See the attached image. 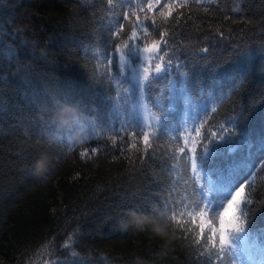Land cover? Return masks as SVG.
<instances>
[{
    "label": "trees",
    "instance_id": "16d2710c",
    "mask_svg": "<svg viewBox=\"0 0 264 264\" xmlns=\"http://www.w3.org/2000/svg\"><path fill=\"white\" fill-rule=\"evenodd\" d=\"M128 2L146 8L147 0H114L117 5ZM162 2L178 7L168 20L159 17V7L148 13L156 16V26H149L150 39L166 33L168 46L161 48L179 57L173 77L181 81L185 77L179 73H187L195 103L206 105L207 111L200 112L204 138L197 151L207 143L209 131L221 125L231 128L230 120L236 118L233 139L245 141V154L248 144L255 151L264 139V0ZM120 12L107 0H0L3 264H135L136 257L150 264H204V249L186 231L190 224L181 228L169 221L168 240L122 227L126 209L140 203L146 212L167 211L169 217L176 211L178 220H187L179 212L181 200L192 198V186L191 169L177 166L174 142L162 130L145 153L142 139L132 148L130 140L121 144L109 128L113 101L107 97L115 95V85L110 90L101 77L105 48L110 54L111 44L120 42L109 40L114 13ZM119 19L130 34L131 22ZM203 48L207 53L200 51ZM166 86L167 77L162 76L153 95ZM56 99L78 102L84 115L100 125L99 137L71 145L51 141L42 129L51 125ZM182 114L181 104L169 113V121ZM49 131L54 133L56 127ZM110 137L117 140L115 147ZM179 143L183 146L182 138ZM215 147L220 154L213 157V165L226 166L240 151L229 152L223 142ZM40 153H47L51 163L45 175L36 176L31 165ZM255 183L257 191H264V172H258ZM250 226L264 228V209L255 213Z\"/></svg>",
    "mask_w": 264,
    "mask_h": 264
},
{
    "label": "snow or ice",
    "instance_id": "6c2138e0",
    "mask_svg": "<svg viewBox=\"0 0 264 264\" xmlns=\"http://www.w3.org/2000/svg\"><path fill=\"white\" fill-rule=\"evenodd\" d=\"M107 2L111 9H121L120 13H114L117 17L112 21L114 31L111 27L109 29V40L115 37L120 42L111 44L110 54H107L106 47L103 57L104 72L101 78L107 79L110 90L115 85V95L107 97L113 101L109 128L117 133L121 144L126 142V138L130 140L132 148H136L142 139L145 153L152 148L151 141L161 130L174 142L173 159L177 161V166L185 171L191 169L192 198L181 200L183 210L179 212V217H187V220H178L176 211H172L168 218L181 228L185 224L192 225L186 231L193 233V242L204 249L201 254L204 264H264V228L253 230L250 226L255 213L264 209V191H257L255 183L258 172H264V139L255 151L248 144L249 151L245 154L242 150L245 141L233 139L237 136L239 124L236 118L230 120L231 128L221 125L218 131H209L207 143L198 152L197 145L204 138V120L200 112L207 111L206 105L195 103L186 82L187 73H179L185 77L181 81L173 77L174 65L180 66L179 57L174 51L161 48L162 44L168 46L166 33L160 32L159 39H150L149 26H156V16L148 13H154L159 7V17L168 20L178 5L163 3L162 0H147L144 8L131 2L119 5L114 0ZM140 13H144L143 18ZM120 16L123 21L131 22L130 34L123 31L125 25L120 22ZM220 35L223 36V33ZM124 36L127 39H121ZM260 50L264 52V41L260 43ZM200 51L207 53L208 49ZM162 76L167 77L166 89L161 90L159 95H153V87ZM165 99L167 104L164 103ZM181 104V118L170 122L169 113L177 112ZM239 115H243V111ZM84 123L89 128V138L97 139L100 125L96 119L85 116ZM51 127L52 124L42 129L51 141L72 144L70 130L56 128L53 133L49 131ZM181 138L183 146L179 143ZM110 139L115 147L117 140L113 137ZM217 142L229 145L228 151L231 153L240 150L226 166L211 163L213 157L220 154L215 147ZM92 151L96 152L97 149L93 148ZM133 207L146 211L143 203L130 206L126 211ZM161 213L167 215V211Z\"/></svg>",
    "mask_w": 264,
    "mask_h": 264
},
{
    "label": "clouds",
    "instance_id": "9594fccd",
    "mask_svg": "<svg viewBox=\"0 0 264 264\" xmlns=\"http://www.w3.org/2000/svg\"><path fill=\"white\" fill-rule=\"evenodd\" d=\"M84 121L85 115L78 102L69 99L55 100L50 123L62 131L70 130L71 143H84L89 138V128ZM50 163L48 154L40 153L32 162L33 174L36 176L45 175L49 171ZM122 227L139 231L148 230L162 240H168L171 236L169 218L156 209L147 212L134 207L128 209L125 219L122 221ZM0 264L3 262L0 261ZM135 264H150V262L136 257Z\"/></svg>",
    "mask_w": 264,
    "mask_h": 264
}]
</instances>
